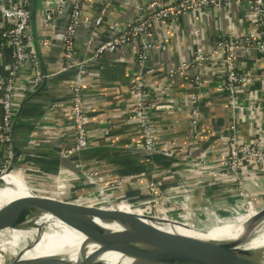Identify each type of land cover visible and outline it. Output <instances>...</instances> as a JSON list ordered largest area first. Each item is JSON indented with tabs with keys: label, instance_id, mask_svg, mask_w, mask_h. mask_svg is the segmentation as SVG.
Wrapping results in <instances>:
<instances>
[{
	"label": "crops",
	"instance_id": "crops-1",
	"mask_svg": "<svg viewBox=\"0 0 264 264\" xmlns=\"http://www.w3.org/2000/svg\"><path fill=\"white\" fill-rule=\"evenodd\" d=\"M45 1L39 0L36 32L42 43L44 64L53 73L64 65L62 48L66 26L59 18V25L53 30L44 21ZM152 1L92 0L83 13L85 22L82 23L81 35L76 42V60L88 58L91 51L87 47L88 43L94 50L106 39L120 33L127 23L149 12ZM105 8L107 13L104 21L96 26L95 18ZM255 24L250 7L245 3L228 7H203L193 14L163 21L153 29L150 38L154 47L144 69L142 82L147 98L153 104L150 119L157 128V141L170 150L176 159L185 158V151L193 145L194 155L188 157V165L199 157H204L212 164L222 163L227 155V142L233 126L242 142L252 141L257 134L264 136V107L251 108L246 102L252 92L264 93V54L243 48L237 52L238 66L252 77L254 84L245 93L238 91L235 94L237 103L243 105L242 109L233 112L227 101L228 94L219 89L225 72L223 54L215 52L217 43L228 33L242 40L246 33L257 30ZM45 38L49 41L47 47L43 45ZM139 43V40L133 41L119 51L106 53L94 60L86 70L83 99L96 151L93 154L86 153L85 160L91 170L105 178V183H113L119 191L134 188L148 195L152 186L162 188L176 203L179 213L188 210L197 222L210 221L212 217H230L247 200L238 192V179L229 175L211 179L190 170L186 173L170 163L163 166L161 159L153 157L149 160L142 151V133L138 121L129 118L135 100L133 86L140 72L137 60ZM198 51L205 53L208 61L202 71V86L198 90L202 94V100L198 103L202 118L198 137H194L190 125L191 109L186 100L194 73L177 72L171 75L170 72L192 60ZM12 58L13 46L0 41V78L6 74ZM73 84L74 72L70 71L47 81L37 94H17V144L25 145L29 134L39 143L38 147L50 149L64 150L75 141L76 126L70 112ZM158 104L161 107H157ZM105 130L107 136L100 137ZM39 160L44 162L41 167L46 172L56 176L59 167L52 164L51 158L35 159L34 163ZM176 164L179 166L178 162ZM252 168L256 172L254 170L243 177L249 195L264 181V171L254 166ZM59 175L67 177L71 188H74L73 192L91 196V188L71 173L65 170ZM121 177L127 182L122 184L119 181ZM115 195L119 196L120 193ZM119 204L126 211H135L126 207L123 201Z\"/></svg>",
	"mask_w": 264,
	"mask_h": 264
},
{
	"label": "built area",
	"instance_id": "built-area-1",
	"mask_svg": "<svg viewBox=\"0 0 264 264\" xmlns=\"http://www.w3.org/2000/svg\"><path fill=\"white\" fill-rule=\"evenodd\" d=\"M92 0H73L68 23L64 33V43L62 57L64 65L61 71L75 69L74 84L70 94V112L76 126V139L65 149L67 154L76 152L88 146L91 140V132L88 128V114L84 105V76L90 60L103 57L106 53H113L121 50L133 41L139 40L140 51L137 55L140 67L139 76L134 82V106L133 112L129 116L136 119L143 136L142 146L148 150L160 151L165 155L172 152L161 146L157 141V128L152 123L149 113L153 108L147 98V92L142 82L143 72L148 63L150 53L154 47L151 34L155 26L163 21L175 20L180 16L193 14L203 7H228L232 4H247L250 7L251 15L254 17L257 30L246 33L242 40H238L232 33L224 36L216 46L215 52L223 54L225 65L224 76L221 80L219 89L222 93L228 94L229 108L234 111L242 109L235 99L238 91L246 92L253 84L252 77L245 74L237 63V52L240 49L248 51L256 50L264 54V0H153L149 4V12L142 14L137 19L127 23L124 29L100 43L91 56L76 60L75 44L79 28L84 20V11ZM111 1V0H110ZM113 1V0H112ZM44 21L53 30L57 29V21L61 16L64 7V0L55 2L45 1ZM31 0H0V41L13 46V58L7 65L6 74L0 78V173L4 172L11 164L14 157L13 148V120L16 111L17 94L26 95L41 82L43 76L40 71L38 56L33 46V35L31 30ZM106 8L102 10L96 21V26L101 25L106 16ZM232 29V25L230 26ZM198 34L199 31L197 30ZM45 47L49 46L48 39L43 40ZM91 48V43L87 45ZM207 55L202 51L197 52V56L190 61L184 62L176 71H171L174 75L177 72L194 73L191 77V89L186 94L191 106L190 125L194 137H198V129L201 122V111L198 103L202 100V94L198 91L202 86V71L207 63ZM52 75V74H51ZM264 78V69L262 70ZM263 81V79H261ZM251 108L262 109L264 107V93L252 92L246 100ZM245 105V104H244ZM246 106V105H245ZM195 147L191 145L188 149V157L194 155ZM264 165V136L257 134L252 141L242 142L237 129L233 126L231 135L227 142V155L220 164H212L204 157H199L189 165L188 170L203 175L204 177L214 178L225 175L223 170H236L238 168H249ZM91 179H98L99 194L92 193L90 197L99 202L109 201L111 205L120 207L119 198L110 195V190L115 186L113 183H105V178L94 172H90ZM53 178V176H51ZM58 183L61 180H54ZM120 182L125 183L127 179L121 177ZM238 192L246 199L249 196L248 190L243 179L238 180ZM65 188L68 187L67 182ZM120 184V183H119ZM69 189V188H67ZM70 190V189H69ZM155 194L149 207H138L137 212L145 213L154 217H162L171 221L183 222L196 227L193 217L188 210L185 214L178 212V206L169 198L166 191L154 188L149 189ZM110 195V198L108 197ZM112 197V198H111ZM129 209H134L132 203H124ZM183 215H186L185 218ZM221 219V218H219ZM223 220V219H222ZM194 222V223H192Z\"/></svg>",
	"mask_w": 264,
	"mask_h": 264
},
{
	"label": "water",
	"instance_id": "water-1",
	"mask_svg": "<svg viewBox=\"0 0 264 264\" xmlns=\"http://www.w3.org/2000/svg\"><path fill=\"white\" fill-rule=\"evenodd\" d=\"M72 4L73 0H64L60 18L65 26L68 23ZM38 6L39 0H31L33 46L38 56L43 78L39 85L28 92L26 96L37 94L42 85L60 73L73 71L75 74L74 68L65 71H61V68H59L53 73L46 68L41 55L42 43L36 32ZM81 26L76 42L81 35L79 33ZM87 36L90 39V34ZM93 48L91 46L89 56L92 55ZM75 52H77L76 44ZM94 60L88 62V67ZM156 106L161 107V104ZM189 108L191 109L190 105ZM16 120L17 113L15 111L12 141L14 157L10 166L0 173V189L5 187L15 188L21 183L27 195L15 198L0 207V231L22 224L33 226L37 220L47 217L58 219L67 226L79 231L86 237L87 244L95 245L96 248L91 253H87V250L83 249L84 253L76 261L54 256L26 260H20L16 257L6 264H107L101 261L99 257L109 251L118 252L130 258V264H264V246L252 249L245 246L249 243L246 241L252 239L264 223V181L251 192L241 208L235 210L230 217L223 220L222 224H232L235 225V230H241V234L236 238L201 239L169 233L161 229L160 226L155 225L154 222L170 221L177 223L178 221L154 217L136 211L138 207H149L151 205L155 198V194L152 192L143 195L138 189L131 188L129 191L121 189L120 192H124L116 196L114 193L117 192L115 191L117 188L114 186L110 190L111 196L113 198L118 197L119 201L124 203H132L134 206L135 211H126L127 209L124 210L111 205L109 201L99 202L96 199L73 193L65 188L66 184L63 182L67 177L59 174L66 170L89 189L91 188L90 193L99 194L96 189L98 179H91L88 175L90 172L96 174L97 172L91 170L88 161L85 160L86 153L93 154L96 151V147L93 146L95 139H91L88 146L70 154H67L65 149L38 147L39 143L37 144V141L32 138V134L27 137L25 145H20L16 143L15 139ZM99 136H107V131H103ZM188 149L184 153L185 158L180 160L176 159L173 153L165 155L160 151H151L142 146V151L147 154V157L160 158L162 163L173 164L175 168L183 169L186 173L190 162ZM45 157L51 158L53 160L52 164L59 167L56 176L61 180L60 183L54 181L51 178L52 175L41 167L44 164L42 160L35 162L36 164L34 163L35 159ZM176 162L179 163V166ZM254 167L256 168V166ZM257 168L264 171V167L257 166ZM254 170L256 172V169H251V167L238 168L233 171L223 170V173L241 180L245 174L254 172ZM194 174L197 173L194 172ZM159 189L163 190L162 188ZM102 222L119 225L121 229H109Z\"/></svg>",
	"mask_w": 264,
	"mask_h": 264
},
{
	"label": "bare ground",
	"instance_id": "bare-ground-1",
	"mask_svg": "<svg viewBox=\"0 0 264 264\" xmlns=\"http://www.w3.org/2000/svg\"><path fill=\"white\" fill-rule=\"evenodd\" d=\"M26 195V190L21 183L15 188L5 187L0 189V207L15 198ZM120 208L124 209L121 205ZM102 223L109 229H121L119 225L113 223ZM154 224L160 226L161 229L169 233L201 239H218L222 237L236 238L241 234V230H235V225L232 224H222L219 227L213 228L210 226L198 228L187 222L175 223L170 221H155ZM11 232L12 235L10 234L9 240L5 241V243L8 244L7 246L11 245L15 249L21 247L22 251L18 255L20 260L54 256L76 261L81 257V254L84 253L83 249H86L87 253H91L96 248L95 245L87 244L86 237L82 233L67 226L58 219L41 218L37 220L33 226L25 224L18 225L13 227ZM29 242L33 243L32 249H28L27 247ZM246 242L249 243L245 246L251 249L264 246V223L259 227L255 236ZM99 259L107 264L131 263L130 258L125 257L121 253L112 251L102 254Z\"/></svg>",
	"mask_w": 264,
	"mask_h": 264
},
{
	"label": "rangeland",
	"instance_id": "rangeland-1",
	"mask_svg": "<svg viewBox=\"0 0 264 264\" xmlns=\"http://www.w3.org/2000/svg\"><path fill=\"white\" fill-rule=\"evenodd\" d=\"M52 179L58 181V176L53 175ZM65 181L68 184L67 188H69L70 190L72 189V192H73L74 188H71L70 184L68 183L69 180L66 179ZM73 193H75V192H73ZM108 197L110 198V195ZM113 200H114V198H113ZM183 214H185V213H183ZM185 216L186 215H183L184 218H185ZM191 217H193V219H194L193 215H191ZM179 219L181 221H183V222L187 221L186 219H181V218H179ZM226 219L227 218H224L223 220H226ZM223 220H222V218L221 219H219V218L216 219V217L215 218L212 217V218H210V221L204 220L202 222H199V221L197 222L194 219L195 223L194 222H192V223L196 224V227H198V226L209 227L210 226V227L213 228V227H219L220 224L222 225ZM11 230H12V228H6V229L0 231V264H6V263L12 261L16 257H18L19 253L22 251L21 247H18L17 249H15L11 245L7 246L8 244L5 243V241L9 240L10 234L12 235ZM32 245H33V243L29 242L28 246H27L28 249H32L33 248Z\"/></svg>",
	"mask_w": 264,
	"mask_h": 264
},
{
	"label": "trees",
	"instance_id": "trees-1",
	"mask_svg": "<svg viewBox=\"0 0 264 264\" xmlns=\"http://www.w3.org/2000/svg\"><path fill=\"white\" fill-rule=\"evenodd\" d=\"M142 141H143V136H142ZM148 158H149V160H152V159H153V157H150V156H149ZM159 159H160V158H159ZM162 165H163V166H166V165H168V164H167V162H163ZM129 190H131V189H127V190H125V191H129ZM115 191H117V192H115ZM115 191L113 190V193H114V192H115V193H118L119 189H115ZM123 192H124V191H122V192L119 191V193H123ZM115 193H114V194H115ZM141 193L143 194V192H141ZM143 195H145V194H143Z\"/></svg>",
	"mask_w": 264,
	"mask_h": 264
}]
</instances>
